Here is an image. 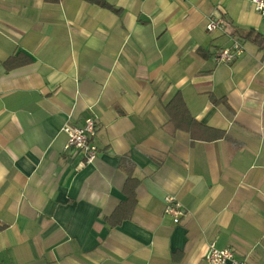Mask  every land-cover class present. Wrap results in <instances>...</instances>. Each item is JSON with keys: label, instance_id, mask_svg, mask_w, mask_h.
<instances>
[{"label": "crops", "instance_id": "crops-1", "mask_svg": "<svg viewBox=\"0 0 264 264\" xmlns=\"http://www.w3.org/2000/svg\"><path fill=\"white\" fill-rule=\"evenodd\" d=\"M96 1L112 9L0 0V264H206L210 243L264 264V53L240 39L264 18L249 0ZM232 41L242 56L216 64ZM176 93L224 137L174 130ZM88 117L98 156L79 167L61 128Z\"/></svg>", "mask_w": 264, "mask_h": 264}, {"label": "built area", "instance_id": "built-area-1", "mask_svg": "<svg viewBox=\"0 0 264 264\" xmlns=\"http://www.w3.org/2000/svg\"><path fill=\"white\" fill-rule=\"evenodd\" d=\"M254 11L264 18V0H249ZM226 23L220 17L210 18L205 25L207 32L225 30ZM243 54V45L239 41H232L229 46L217 50L213 55L216 64H232ZM66 136L64 152L82 156L79 167L91 165L98 156V149L93 143L97 132V124L93 117L84 119L82 124L73 125L66 123L61 128ZM163 214L172 218L174 224H178L184 215L180 202L170 196L163 199ZM203 260L206 264H245L236 259L235 251L232 248H217L213 243L208 244Z\"/></svg>", "mask_w": 264, "mask_h": 264}, {"label": "trees", "instance_id": "trees-1", "mask_svg": "<svg viewBox=\"0 0 264 264\" xmlns=\"http://www.w3.org/2000/svg\"><path fill=\"white\" fill-rule=\"evenodd\" d=\"M98 4H102L106 7H108L106 4L101 3L100 1L92 0ZM111 8V7H108ZM112 9V8H111ZM240 39H243V41L250 42L254 46L257 47V49L264 53V37L255 31L254 29L247 30ZM15 61L13 59H9L5 62L6 67H13L17 66L20 63H14ZM27 62V61H24ZM212 104H219L223 103L222 100H218L212 95L209 96ZM166 113L169 117V122L172 125L174 130H180L183 132H186L189 134L191 138V142L201 141V142H212L216 141L218 139H222L224 137V133L208 128L206 126L201 125L199 122H197L189 113L185 102L181 96L180 93H176L174 97L167 103L165 106ZM127 183L134 184L133 180H129ZM134 192L131 190L128 191L127 199L123 203V209L129 212L133 205H134ZM124 215L120 216L119 213H116L113 217V219L119 223L121 219H124Z\"/></svg>", "mask_w": 264, "mask_h": 264}]
</instances>
